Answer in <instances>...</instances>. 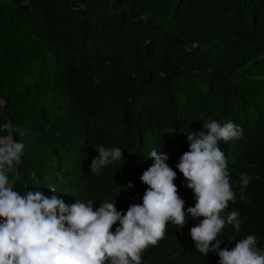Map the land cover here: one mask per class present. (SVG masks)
<instances>
[{"label":"trees","instance_id":"16d2710c","mask_svg":"<svg viewBox=\"0 0 264 264\" xmlns=\"http://www.w3.org/2000/svg\"><path fill=\"white\" fill-rule=\"evenodd\" d=\"M209 119L243 129L219 142L235 192L222 215L238 211L242 224L217 239L231 250L254 235L264 249V0H0V136L8 123L24 145L14 190L54 188L66 203L116 201L126 213L162 147L186 222H168L142 264H219L195 249L196 200L176 168ZM101 145L123 156L97 175Z\"/></svg>","mask_w":264,"mask_h":264},{"label":"clouds","instance_id":"9594fccd","mask_svg":"<svg viewBox=\"0 0 264 264\" xmlns=\"http://www.w3.org/2000/svg\"><path fill=\"white\" fill-rule=\"evenodd\" d=\"M3 128L7 134L0 136V264H142L144 250L164 238L168 222L178 229L185 226V201L178 195L176 172L162 147L150 152L153 163L140 177L147 185L142 204L123 213L117 211L116 201L105 200L94 210L91 199L66 203L54 188L50 196L40 190L24 195L14 190L8 173L21 163L24 145L14 139L10 124ZM203 128L188 136L189 150L176 165L196 200L187 208L198 220L189 233L195 249L206 256L214 252L219 264H264V249L257 247L254 235L240 239L231 250L221 248L217 239L226 224L237 231L242 224L238 211L222 215L229 201L235 202V192L219 142L240 139L243 129L215 119L206 120ZM94 150L98 156L91 160L90 171L97 175L123 156L119 147L101 145ZM249 180L241 175V191Z\"/></svg>","mask_w":264,"mask_h":264}]
</instances>
